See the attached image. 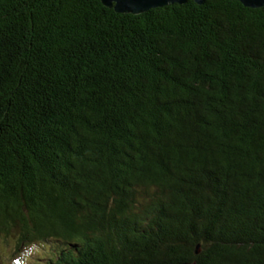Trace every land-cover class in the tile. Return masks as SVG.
Listing matches in <instances>:
<instances>
[{
  "label": "trees",
  "instance_id": "1",
  "mask_svg": "<svg viewBox=\"0 0 264 264\" xmlns=\"http://www.w3.org/2000/svg\"><path fill=\"white\" fill-rule=\"evenodd\" d=\"M0 240L264 264V6L0 0Z\"/></svg>",
  "mask_w": 264,
  "mask_h": 264
},
{
  "label": "water",
  "instance_id": "2",
  "mask_svg": "<svg viewBox=\"0 0 264 264\" xmlns=\"http://www.w3.org/2000/svg\"><path fill=\"white\" fill-rule=\"evenodd\" d=\"M188 0H101L104 6L114 8L118 13L141 14L157 7H164L169 4L186 3ZM198 4L205 3L206 0H194ZM244 6L258 8L264 6V0H238ZM196 253L200 252V245L196 247ZM178 264H194L191 262H183Z\"/></svg>",
  "mask_w": 264,
  "mask_h": 264
},
{
  "label": "rangeland",
  "instance_id": "3",
  "mask_svg": "<svg viewBox=\"0 0 264 264\" xmlns=\"http://www.w3.org/2000/svg\"><path fill=\"white\" fill-rule=\"evenodd\" d=\"M49 246L35 243L17 249L13 242L0 240V264H49L50 255L46 256Z\"/></svg>",
  "mask_w": 264,
  "mask_h": 264
}]
</instances>
